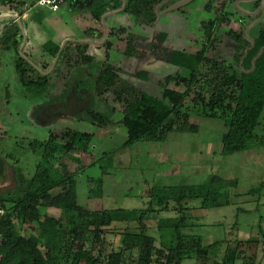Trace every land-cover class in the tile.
Wrapping results in <instances>:
<instances>
[{
  "label": "trees",
  "instance_id": "1",
  "mask_svg": "<svg viewBox=\"0 0 264 264\" xmlns=\"http://www.w3.org/2000/svg\"><path fill=\"white\" fill-rule=\"evenodd\" d=\"M8 1L4 4H8ZM126 1L123 12L138 19L140 16L150 18L160 0ZM226 1L218 4L217 9L207 6V10L214 13L210 21L202 24L206 30V39L212 35ZM122 6L123 0H95L92 4V18L102 26L104 33L102 16L119 10ZM228 14L229 11L223 15L222 21L228 20ZM94 32L92 27L85 30L88 34ZM104 33H98V39H103ZM129 35L126 50L128 55L136 50L133 45L135 36L132 33ZM227 35L236 44L233 62H216L204 57V50L197 54L173 51L167 59L186 71L185 75L178 78L180 81L177 84L189 85L199 65L202 63L201 69L206 67L207 71L199 72L187 97H192V107L196 110L202 109L205 117L224 121L227 130L221 138V153L232 155L264 144V124L260 120L264 113V25L258 27L253 35L249 34L254 45L245 36L243 29L237 31L230 28ZM22 39V29L14 21L5 26L0 42L8 49L14 48L18 54L15 67L19 81L29 91L46 90L49 83L53 82V74L65 77L64 69L76 70L80 76L84 67H91L96 62V57L88 53L89 44L71 42L62 50L54 69L45 75L34 67V64L41 65L36 59L30 57L34 63L32 64L19 55ZM106 42L107 48L111 46L109 41ZM59 49L60 44L52 40L43 45L50 64L47 66L44 62L42 69L50 68ZM260 51L261 54L255 59ZM79 78L82 79L81 76ZM170 79L172 77H168L167 81ZM83 84L91 86L90 105L86 109L87 117L83 120L99 127L110 123V116L102 110L93 109L92 105L106 94L114 95L123 105L121 124L127 128L125 144H129L102 160L100 166L105 164L101 166L103 175L89 180L91 188L88 196L91 199L103 195L104 176L109 174L111 168H115L117 153L139 141L163 142L172 131H189L188 114L183 109L185 94L182 91L167 88L166 100H161L120 77L116 73V67L107 61L101 65L92 81L87 83L83 79H76L72 86L77 88L76 85L81 87ZM176 120H183L184 124L177 125ZM94 136V133L89 132H64L60 135L63 141L60 149L65 154L71 151L90 154L93 161L94 157L90 152ZM2 138L3 135H0V141ZM57 138L58 135H51L49 140ZM4 165L0 159V180L3 181L9 175ZM83 167L80 160L74 171L61 170L54 173L46 168L37 172L27 183L22 173L18 174L17 189L0 196V209L6 212L0 217V264H128V254L134 251H137L134 264H182L188 260H195V264L249 263L238 239L232 242L226 240L222 254L220 241L206 244L200 234L185 232V229L193 225L194 208L187 205L189 200L200 199V208L203 209L229 203L228 200H221L225 191L224 180L220 176L212 174L199 184L152 187L146 208L96 210L78 203L77 179L74 173ZM56 189L59 191H55ZM49 208L59 209V215H50L44 211ZM163 211L172 215L158 217L157 227L161 238L159 247L156 238L148 233L147 222ZM123 222H136L138 225L135 230L126 229L121 232L117 223ZM25 225L32 231L29 236L22 233ZM258 232L264 243V230L260 222ZM110 233L122 236L120 248L106 252V245L110 244L107 236ZM248 241L253 242L256 239L249 238Z\"/></svg>",
  "mask_w": 264,
  "mask_h": 264
},
{
  "label": "rangeland",
  "instance_id": "2",
  "mask_svg": "<svg viewBox=\"0 0 264 264\" xmlns=\"http://www.w3.org/2000/svg\"><path fill=\"white\" fill-rule=\"evenodd\" d=\"M6 1L8 0H0V11L3 13L10 11L11 4L15 8L23 3L30 14L34 15V19L42 23L34 30L41 43L49 40L60 41L67 34L70 36L73 34L77 40H84L83 38L87 34L85 30L83 31L87 22L81 17L84 9L73 7L70 4L67 6L68 0H65L64 4L67 6L66 9L59 12L37 6L39 0H9V3L5 5ZM214 1L212 4L217 9L218 4L223 0ZM205 3L206 0H193L184 8L186 12L183 16L179 14L178 10L168 14L170 19L175 20V24L170 25V32L174 35L171 40L176 42H170L171 46L189 52H196L200 49L203 43V38L199 33L201 21L208 20L211 16L204 9ZM251 7L252 3L243 0L241 5L236 6L238 11L233 9L234 7L227 8V11H233L234 15L231 16L235 22L223 23L220 27L216 25L218 30L216 41L212 46H210V41L207 43L204 57L216 62H233V43L228 39L225 31L229 28L237 31L242 30L245 22L239 21L240 16L244 9H251ZM115 16L117 17L114 20ZM11 20H0V40L5 25ZM132 21H134L133 17H128L126 13H119L105 19V24L114 26L106 40L111 45L108 48L106 41L99 43L98 36L87 37L97 42L89 45L90 51L95 54L96 62L91 67H84L83 74L80 76L89 83L101 65L111 59L120 77L161 100H166L165 89L167 88L184 92L183 109L188 114L187 127L189 131H172L163 142L139 141L117 153L115 168H111L109 174L104 176L103 195L91 199L88 196V191L91 188L89 180L103 175L101 166L105 164L100 166L102 160L129 145L125 144L127 128L121 124L122 103L112 94H106L101 99L95 100L92 105L93 109L106 112L111 120L104 127L96 126L83 120L84 117H87L86 109L90 105V100L87 102L81 97L82 95L90 97L91 86L89 84H83L84 86L81 87L76 85L78 107L71 112H66L72 85H75L76 79L82 80L78 76V71L64 69L65 77L62 75L57 77L53 74L51 76L53 82L49 83L46 90L29 91L19 81L15 67L18 54L14 48L8 49L0 42V135H3L0 141V159L4 162L9 174L7 180H0V196L17 189L19 185L17 177L20 173L27 183L34 178L37 172L46 168H50L54 173L61 170L74 171V167L80 160L84 167L74 173L77 179L78 203L96 210L102 208H146L149 191L152 187L199 184L214 174L223 178L225 194L222 195L221 200H228L229 203L216 208L203 209L200 208V199L189 200L187 205L194 208L192 209L193 225L185 229V232L200 234L206 244L220 241L222 254L226 247V240L232 242L238 239L242 243L241 247L245 253L246 261H249L248 264L264 262L263 238L259 235L258 230L250 229V226L255 224L258 217L263 214L264 204L261 203L260 212L237 213L238 207L252 209L255 206V195L246 193L250 182L247 180L246 171L243 168V163L246 165L249 153L242 151L232 155H223L221 153V138L227 130L224 121L205 117L202 109L196 110L192 107V97H187L196 83L199 72L207 71L206 67L203 66L201 69V65L199 66L200 70L196 71L189 85L177 84L180 81L178 78L185 75L182 74L183 70L164 61H159L152 68L147 67L150 70L147 80L137 76L140 67L136 66L134 59L129 58L124 52L128 40L127 35L136 29V24L128 30L124 28L131 25ZM22 22L26 37H30L32 32L29 33L26 30L27 21L23 20ZM182 22H185L189 28V31L183 36L178 35V32H181L180 24ZM140 26L143 25L138 24V27ZM258 27L259 23L254 24L249 29V34L253 35ZM164 28H167L166 23H164ZM143 29L149 30V28ZM102 32L104 33V30L100 27L99 33ZM105 52L106 55L108 54V58L105 57ZM18 53L21 57L29 60L25 55V47L22 52L19 48ZM45 56L42 50L35 52L37 61L45 62L48 66L50 59ZM44 65L46 67V64ZM34 67L37 68L35 65ZM37 69L44 74L42 69ZM168 77H172V79L167 81ZM260 120L264 124V113ZM176 124L183 125L184 123L183 120H176ZM191 127L192 129H190ZM70 130L94 133L93 148L90 152L93 154V161L90 154L80 151H71L65 154L61 151L60 147L63 141L60 135ZM51 135H58L59 138L51 141L49 140ZM49 151L52 153L50 154ZM46 154L51 156L47 157ZM236 177L240 180L238 187L236 182H232ZM55 191L58 192L59 189ZM261 201L264 203V195ZM44 211L46 210L44 209ZM48 213L58 216L60 211L51 208ZM167 215H172V213L160 212L156 218L147 222L148 233L156 238V244L159 247L161 238L157 220L158 217ZM236 222H238L240 230H236ZM137 225L136 222L117 223L121 232L126 229L135 230ZM22 233L29 236L32 231L25 225ZM121 237L119 234H108L107 239L110 244L106 245V252L118 250ZM249 238H255L256 241L249 242ZM136 257L137 251L128 254L127 263L134 264ZM195 263V260H188L182 264Z\"/></svg>",
  "mask_w": 264,
  "mask_h": 264
},
{
  "label": "flooded vegetation",
  "instance_id": "3",
  "mask_svg": "<svg viewBox=\"0 0 264 264\" xmlns=\"http://www.w3.org/2000/svg\"><path fill=\"white\" fill-rule=\"evenodd\" d=\"M181 1H183V0H160L155 5L154 10H153V15L150 16V18H147V17L145 18L144 16H140L138 19H135V17L132 16L134 21L131 22V25H128V27L124 28V29L128 30V28H130L132 26L134 27V25L136 24L135 25L136 29L133 30V32H130V33L134 34V36H135L134 41H133V45L136 48V50L130 55L126 54L128 41L130 40V35H129L130 33H128V35H127L128 36L127 37L128 40L126 42V46H125V51L124 52L129 58L134 59L136 66L140 67V70L137 73V76L141 77L144 80H147L148 77H149V74H150V70L147 67L152 68L159 61H164V62H168V63L172 64L171 62L168 61L167 58H168V55H170L173 51H180V52H185V53H190V54H197L199 51H203L204 50V53H205L207 43L210 41V46H212L214 44V42L216 41V37L218 35L217 34L218 33L217 27H220L223 23L235 22L234 20H232V16L231 15H234V13L231 10L229 11V14H228L229 15L228 20L222 21L223 15L226 12H228L227 8H233L234 7L233 9L238 11L236 6H239V4L241 5V2L243 0H240V1L235 0L234 2L232 0H227L226 1L224 9L222 10V12L220 14V17H219V19H218V21L216 23L217 27L215 25V28L213 30L212 35L209 38H207V39H206V35H205V31L206 30L203 28L202 24L205 21H210V19L213 17L214 11H208L207 10V6L211 5V7H213V9H215L213 4H212L215 1L214 0H206V3L204 5V9L206 11H208L211 14V16L209 17L208 20L201 21V29L202 30L200 29L199 33H201L200 37L203 38V43L201 44L200 49L198 51H196V52H189V51H186V50L171 46V44H170V42L171 43H175L176 42V41H172L171 40V37L174 38V35L171 34V32H170L171 31L170 27L172 26V24H175L174 23L175 20H173V18L170 19L168 14L171 11L174 12V11L178 10V11H180L179 14L181 16H183L184 12H186V10H184V8L187 7V5H189L193 0H191L190 2H188L187 4H185L183 6L175 8V5H177ZM245 1H249V3H252V7H251V9H247V8L244 9V11L242 13V16H240L241 18L239 17L240 19L239 18L238 19H239V21L245 22L244 23V28H243L244 34H245L246 37L250 38L249 37V29L252 26H254V24L259 23V27L264 25V0H245ZM119 13H124V12L121 11ZM248 13H251V14H248ZM252 13H254V14H252ZM127 15H128V17H131V15H129V14H127ZM235 20H237V19H235ZM164 23H166L167 28H164ZM138 24H141L143 26L142 27L141 26L138 27ZM109 27H110V31H111L112 27L114 29V26H109ZM180 27H181L180 28L181 32H178V35H182L183 36L184 34H186L189 31V28H188V26H187V24L185 22H182L180 24ZM143 28H149V30L143 29ZM228 30L225 31L226 35H227V31ZM105 31H106V27H105ZM95 32H94V34H88L87 33L83 39L84 40H88V41H95L92 38L91 39L87 38L90 35L91 36H95ZM105 35H106V32H105L103 38L105 37ZM163 35H164V37H163ZM228 37H229L228 39H230L232 41V43H233V48H234V53H235V46H236L235 40L232 39L230 36H228ZM73 39L74 38H66L65 40H69V41L65 44V46L67 44L71 43V42H74ZM102 40L103 39H99V42H101ZM22 41H23V39H22ZM64 41H62V43ZM228 42H229V40H228ZM62 43H60V46L62 45ZM80 43H82V42H80ZM87 44L91 45L88 42H87ZM42 51L44 52V55L47 56V53L43 50V48H42ZM88 53L95 56V54H93L90 51V47H89ZM25 55L28 57L29 61H31V59H30L31 56L29 54H27V53ZM104 55H105L106 58H108L107 55H106V52H105ZM46 56H45V58H46ZM106 61L108 63H111V64L114 65V63L111 62V59L106 60ZM42 63H40V64L42 65ZM41 65L40 66L37 65V66H39V68H41ZM172 65L174 66V64H172ZM51 66H50V68H51ZM175 66L179 70H183L184 73H182V74H186V71L184 69L180 68L177 65H175ZM50 68L48 70H44L42 68L41 69H42V71L45 74V72L49 71ZM76 90H77L76 88H73L71 94L69 95L68 104H69V101L71 99V96H72L73 92L76 91ZM81 98H84V100L87 101V102L90 100V97L88 98L87 96L85 97L84 95H82ZM73 109H76V108L68 109V107H67L66 110H68V111H66L65 109H63V110H65L66 112H71ZM53 112H55V111H53Z\"/></svg>",
  "mask_w": 264,
  "mask_h": 264
},
{
  "label": "crops",
  "instance_id": "4",
  "mask_svg": "<svg viewBox=\"0 0 264 264\" xmlns=\"http://www.w3.org/2000/svg\"><path fill=\"white\" fill-rule=\"evenodd\" d=\"M68 2H69V0H68ZM94 2H95V0H93V3ZM65 3H66V1L64 0V2L61 4L60 9L58 11H56V12H59L60 10L61 11L65 10L66 7L69 6V3H68L67 6L64 5ZM93 3H91V5L85 6L84 8H81V9H84L83 12H82L83 14L81 15V17L84 18L85 21L87 22V25L85 26V29H83V31L86 30L87 28L92 27L96 31L95 32V36H97V34L99 33V28L102 27V26L95 19L92 18V13H91V8L90 7L92 6ZM3 6H5V5H3ZM3 14H5V15H3ZM117 14L118 13H116V14L112 13L106 18H109L110 16H114V15H117ZM12 15H16V16L20 17L21 22L23 20L27 21L26 30L29 31V33H31V32L32 33L30 34V37H27V40H26V43H25V46H24L25 47V52L28 53L32 58L36 59L35 52L38 51V50L41 51L42 48H43V45L47 42L46 41L44 43H41V41L39 40V36L34 33V30H36L37 26L40 25L41 22L34 19V15L30 14V11H28V8L23 3H21L19 7H15V8L11 4L10 5V11H8L6 13H3L2 11H0V16H12ZM116 17L117 16L114 17V20H115ZM0 20H9V19L2 18ZM14 21L15 20H13V19L11 21H8L7 22L8 24H6L5 26H9ZM22 24H23V22H22ZM37 32H39V31L37 30ZM66 38H74V39H76L73 34L71 36L69 34H67V35H65L63 37V39H60V41L54 40V42L57 43V44H60ZM247 151L249 153V156L247 158L246 165L243 163V168L246 171V178L250 182V184H249L250 187L246 191V193L255 195V200H254L255 206L252 209H249V208L248 209L247 208L244 209L242 207H238L237 208V213H240V212L248 213V212H254V211L255 212H260L261 211V203L264 204L261 201L262 200V196L264 195V144L263 145H258L256 147H253L252 149L247 150ZM233 180H235L236 185L238 187V184L240 182L239 178L236 177ZM251 190H254V191L250 192ZM49 209H51V208H49ZM49 209H46V211L48 212ZM53 209H55V208H53ZM56 210H59V209H56ZM259 222H260V224H261V226H262V228L264 230V210H263V214L258 217V219L255 222V224H252L250 226V229L251 230H254V229L258 230ZM235 225H236L235 226L236 230H240L238 222H236Z\"/></svg>",
  "mask_w": 264,
  "mask_h": 264
},
{
  "label": "water",
  "instance_id": "5",
  "mask_svg": "<svg viewBox=\"0 0 264 264\" xmlns=\"http://www.w3.org/2000/svg\"><path fill=\"white\" fill-rule=\"evenodd\" d=\"M191 0H183L181 2H179L177 5H175V8H178L180 6H183L185 4H187L188 2H190ZM91 3H93V0H69V4L73 7H78V8H84L85 6L87 5H91ZM126 4H127V1L126 0H123V6L121 9L119 10H115V11H112V12H107L105 13L103 16H102V24L106 27V35L105 37L103 38V40L99 43H104L108 36H109V33H110V27L109 25L105 24V19L106 17H108L110 14H116V13H119L121 11H123L126 7ZM255 13V12H254ZM252 13V14H254ZM248 14H251V13H248ZM2 18H6V19H13L15 21H17L22 29V33H23V41H22V44L20 46V51L22 52L23 51V48L25 46V43H26V40H27V37H26V34H25V30H24V26L20 20V17L16 16V15H12V16H0V19ZM252 41V44L254 45V41L252 39H250ZM69 40H65L62 45L60 46V49H59V52L57 54V56L55 57L53 63H52V66L50 68L49 71L45 72V74H49L50 71L55 67L60 55H61V52L62 50L64 49L65 47V44L68 42ZM74 42H82V43H91V44H95L97 43L96 41H88V40H77V39H73ZM261 54V51L259 52V54L256 56L255 59H257V57H259V55ZM32 63V61H30ZM243 62V60L241 61V63ZM34 64V63H33ZM35 65V64H34ZM37 66V65H35ZM37 68H39V66H37ZM41 69V68H40ZM78 107V104H77V93L76 91L73 92L72 96H71V99L69 101V104H68V109H71V108H77Z\"/></svg>",
  "mask_w": 264,
  "mask_h": 264
},
{
  "label": "built area",
  "instance_id": "6",
  "mask_svg": "<svg viewBox=\"0 0 264 264\" xmlns=\"http://www.w3.org/2000/svg\"><path fill=\"white\" fill-rule=\"evenodd\" d=\"M64 2V0H39L37 3V6L39 7H46L50 9L53 12H56L60 9L61 4ZM5 211L0 209V217L5 215Z\"/></svg>",
  "mask_w": 264,
  "mask_h": 264
}]
</instances>
